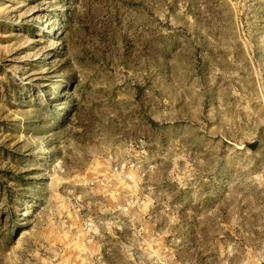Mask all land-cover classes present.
<instances>
[{"label": "rangeland", "instance_id": "374dc122", "mask_svg": "<svg viewBox=\"0 0 264 264\" xmlns=\"http://www.w3.org/2000/svg\"><path fill=\"white\" fill-rule=\"evenodd\" d=\"M0 264H264V0H0Z\"/></svg>", "mask_w": 264, "mask_h": 264}]
</instances>
